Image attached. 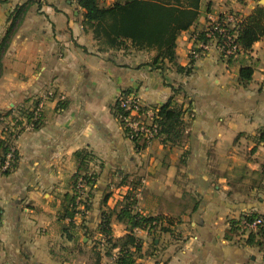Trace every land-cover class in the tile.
I'll return each instance as SVG.
<instances>
[{"label": "crops", "instance_id": "crops-1", "mask_svg": "<svg viewBox=\"0 0 264 264\" xmlns=\"http://www.w3.org/2000/svg\"><path fill=\"white\" fill-rule=\"evenodd\" d=\"M256 5L264 6L259 0H200L197 21L176 38L177 63L188 71L167 64L161 72L149 65L153 50L101 46L83 26L76 0H0V42L7 37L0 59V140L18 127L16 166L6 174L0 168V264H86L75 245L90 247L95 230L93 239H99L101 212L118 208L133 187L128 179L137 176L140 213L174 220L168 232L134 229L143 240L137 264H264V247L226 238L231 218L264 214V36L246 61L254 68L246 84L239 81L242 55L229 63L214 49L197 58L189 54L193 35L211 17L246 15ZM126 91L155 110L170 97L182 105L181 142L162 136L141 146L133 142L112 110ZM37 109V126L26 128L31 123L23 113ZM80 149L90 150L101 168L88 213L64 220L74 226L75 243L61 233L57 218L64 194L72 193L73 153ZM185 196L182 218L172 216V207L161 209L160 200L179 206ZM111 227L114 237L128 231L115 216Z\"/></svg>", "mask_w": 264, "mask_h": 264}, {"label": "trees", "instance_id": "trees-1", "mask_svg": "<svg viewBox=\"0 0 264 264\" xmlns=\"http://www.w3.org/2000/svg\"><path fill=\"white\" fill-rule=\"evenodd\" d=\"M7 1V0H3ZM83 11V26L90 29L94 39L101 43L106 49H134L135 51H155L149 65L153 69L165 70L167 64L172 65L179 72H187L184 67L177 63L175 46L177 36L194 24L200 15V0H115L111 5H101L99 0H76ZM264 36V6L256 5L249 14L242 15V20L238 26L237 42L239 50L230 56H225L227 62H231L235 57L242 55L241 68L239 70V81L246 84L253 73V64H247L250 59L252 45ZM203 38V37H201ZM7 37L0 42V59L3 49L7 45ZM126 43H128V47ZM113 113L121 121L123 110L115 103ZM183 108L173 102L172 97L156 110V123L159 126V133L163 142L177 144L184 136L185 124L183 121ZM27 123L32 127L37 126L38 116L33 118L32 111L23 113ZM6 138L0 140V168L3 165L5 155L8 152L10 138L14 130H7ZM135 142V141H134ZM136 143V142H135ZM90 153L85 149L77 150L73 153L76 164V172L72 177V193L63 196L61 209L58 214L60 231L68 239L75 240L74 226L72 223L64 222L65 218L72 219L76 213H84L90 208V192L87 201H84V210L78 208L77 197L79 188L77 187L79 178H82L85 185L92 189L96 180L95 172H88V162L91 159ZM18 153L16 152L11 166L3 173L12 171L17 163ZM127 197V196H126ZM134 200L124 201L118 204V208L103 210L100 216V223L97 232L101 241L111 244L113 249H117V256L114 264H137L136 260L141 255L142 240L134 234V229H145L148 232L160 230L168 232L173 223L172 217L162 214L143 215L134 211ZM196 205V204H195ZM260 214L252 211L251 218ZM115 216L116 220L123 222L127 227V232L121 237H114L112 234L111 220ZM240 219L231 218L230 225L226 233V238L241 235ZM167 222L168 226H163L162 222ZM245 244L249 246L264 247V230L259 227L257 231L248 232L243 238ZM80 252L91 260V264H102L98 248L90 246L87 242L84 246L78 243ZM82 249V250H81ZM140 253V254H139Z\"/></svg>", "mask_w": 264, "mask_h": 264}, {"label": "built area", "instance_id": "built-area-1", "mask_svg": "<svg viewBox=\"0 0 264 264\" xmlns=\"http://www.w3.org/2000/svg\"><path fill=\"white\" fill-rule=\"evenodd\" d=\"M113 3L115 0H110ZM242 20V15L236 12H223L215 18H210L206 27L193 35V43L189 50V54L193 58H197L205 51L214 49L221 56H230L235 54L240 46L237 42L238 26ZM203 37V38H201ZM119 107L124 114L121 115V122L123 129L127 136L138 142L143 140L146 143L160 138L159 126L157 125L156 110L150 106H145L140 100L139 96L134 92H123L119 94L117 99ZM39 115V109L34 113L36 118ZM18 128V127H17ZM17 128H8L14 130L10 138V145L8 152L5 155L1 170H5L11 166L14 155L17 152L15 146V138L17 136ZM26 128H32V124H27ZM77 187L80 194L77 197L78 206L84 210V201H87L86 185L82 178H79ZM87 211V210H86ZM252 211H245L240 217L241 239L246 238L248 232L257 231L259 227L264 230V215L251 218ZM0 224H1V210H0Z\"/></svg>", "mask_w": 264, "mask_h": 264}, {"label": "rangeland", "instance_id": "rangeland-1", "mask_svg": "<svg viewBox=\"0 0 264 264\" xmlns=\"http://www.w3.org/2000/svg\"><path fill=\"white\" fill-rule=\"evenodd\" d=\"M257 1V0H256ZM259 4H264V0H259ZM154 54H155V51H154ZM154 56V55H153ZM152 59V58H151ZM151 61V60H150ZM117 99H118V97H117ZM117 99H116V101H115V103H118L117 102ZM114 103V104H115ZM118 121H119V124L122 126V128H123V125H122V122L119 120V119H117ZM27 125V124H26ZM29 125V124H28ZM133 141V140H132ZM134 142V141H133ZM139 146H141V145H143V144H147L146 142H144L143 140H139L138 142H136ZM85 150H87L89 153H90V155L92 156L91 157V159H90V161L88 162V166H89V171L88 172H100V168H101V164H100V162H97V161H95L94 160V158H93V155H92V153H91V151L90 150H88V149H85ZM75 167H76V164H75ZM231 178H233V177H231ZM121 180H117V182H120ZM128 181H129V183H130V185H132L133 187H132V189H129L124 195H123V199H122V201H120V203H122L123 202V200L124 201H127V202H131V201H133L134 200V211H136V212H140V210L138 209V206H137V198H138V195H137V193H140L141 192V189L143 188V186L140 184V182H141V180L139 179V176H137V180L136 179H132L131 181L128 179ZM234 183H236L235 181H233V184ZM140 188V189H139ZM92 189H93V187H92ZM92 189H89V187L88 186H86V192H87V195H89V192H90V199H91V191H92ZM79 194H80V191H79ZM127 196V197H126ZM189 203V197H187V196H185V198L184 199H182L181 200V202H180V205L179 206H175V203L174 202H172V201H170V199H167V200H163V201H161L160 200V205H161V209H165V210H168L169 208H171L172 207V209H174V215H172V216H177V218L179 219V218H182V215H181V212L184 210V208H182L183 207V205H185V204H188ZM80 210H82L81 208H80ZM89 210V209H88ZM103 210H105L106 212L108 211V209H103ZM84 213L85 214H87L88 212L87 211H84ZM84 213H82V214H84ZM84 214V215H85ZM181 215V216H180ZM175 218V217H174ZM177 220V219H176ZM128 227V226H127ZM127 227H125V229H127ZM139 229V228H138ZM95 233H96V230H95V232H93L92 234H91V237H92V239H91V241L90 242H88L89 243V245L90 246H94V247H96V248H98V250L96 251V252H98L99 254H101L100 255V260H101V263L102 264H114V260H115V258H116V256H117V249H113L112 247H111V244L110 243H107V242H105V241H101L100 240V237H99V239H93V236H95ZM134 234L136 235V233H135V230H134ZM89 236H90V234H89ZM136 237L138 238V235H136ZM142 240V239H141ZM143 243V240H142V242H141V247H142V244ZM140 254V253H139ZM85 257H87V256H85ZM86 260V259H85ZM86 264H91V260H90V258H89V261H86Z\"/></svg>", "mask_w": 264, "mask_h": 264}]
</instances>
